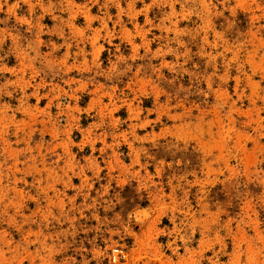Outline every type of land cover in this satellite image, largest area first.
Returning <instances> with one entry per match:
<instances>
[{"label":"rangeland","instance_id":"1","mask_svg":"<svg viewBox=\"0 0 264 264\" xmlns=\"http://www.w3.org/2000/svg\"><path fill=\"white\" fill-rule=\"evenodd\" d=\"M0 264H264V0H0Z\"/></svg>","mask_w":264,"mask_h":264}]
</instances>
